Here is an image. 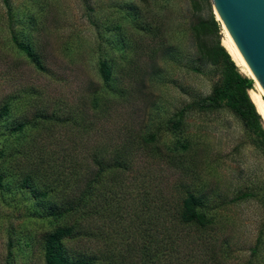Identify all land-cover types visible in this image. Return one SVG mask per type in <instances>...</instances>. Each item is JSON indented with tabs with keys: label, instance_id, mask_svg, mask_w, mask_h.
Wrapping results in <instances>:
<instances>
[{
	"label": "rangeland",
	"instance_id": "obj_1",
	"mask_svg": "<svg viewBox=\"0 0 264 264\" xmlns=\"http://www.w3.org/2000/svg\"><path fill=\"white\" fill-rule=\"evenodd\" d=\"M9 1L12 7L10 12L16 13L17 17H24L26 14L35 15L40 31L38 35L41 36L39 40L46 45L44 55L48 60L49 72L46 74L36 71L10 42V28L15 22L10 21L8 7L4 0H0V106L4 99L15 97L19 99L15 104L17 108L24 96L37 97L34 90L26 94L30 90L27 87L33 86L40 93L42 100H37L33 107H31L33 102L30 103L28 109H36L35 111L41 113L40 117L44 114L48 115L54 105L59 106L58 111L61 113H66L69 108H79L82 95H87L89 90L101 83L97 71L100 44L101 51L108 49L109 45H116V50H109L108 54L118 59L115 64L120 65L121 72L128 69L124 65L129 64L136 50L122 57L118 52L120 50L118 45L123 43L129 48L132 44L135 45L133 39H139L141 34L137 32L135 26L132 27V23L120 24L121 28L115 30V25L122 22L121 10L127 0ZM130 1L133 3L131 5L137 4L142 8L149 2L153 5L148 7L151 11L149 20L156 18L155 21L161 31L159 40L162 46L166 49L172 48L174 51L176 49L177 59L179 58L174 65L164 66L161 61L159 65L169 72L171 78L177 79V85L169 84L168 87L159 88L153 94H149L150 96L146 94V99L161 104L159 113L151 112L149 108H147L149 110L145 108L139 110L138 107H142L139 102L133 105L135 109H130V105L117 104L118 109L113 107L107 118L87 117V124H90L91 128H88L85 134H81V130L72 133L68 125H59L51 134L50 128H46L45 133L30 130L29 127H26L24 133L18 131L6 133L5 129L0 127V150L5 149L3 157H0V167L14 174H34V187L49 194L50 204L47 206L56 205L62 210L77 202L81 184L73 185L70 182L72 169L68 158L71 155L76 154L80 157L82 154L94 153L101 145L112 143L111 141L119 145L121 139H116L114 135L126 122L127 125L134 124L144 129L145 127L157 129L158 123L163 121V126L159 127L162 130L158 143V149L163 150L161 147L163 142H169L172 137L169 129L165 127L168 118L185 104L184 101H189L190 97L207 96L213 86L221 81V67L218 65L206 64L202 66L200 72H193L186 65L196 53L190 30L191 22L198 16L210 17L211 14L216 20L210 0L208 2L200 0L199 5H195L193 0ZM216 21L218 22L216 38L227 49L225 30L219 20ZM13 27L16 28V25ZM121 29L123 30L120 32ZM119 38H124L125 43L115 41ZM143 40L149 43L146 38ZM237 68L243 75L253 80L249 94L251 91L259 94L256 80L251 74L244 72L238 65ZM123 78L127 77L123 76ZM124 81L127 84L128 79ZM120 109L119 116L117 110ZM87 110L91 116V107L89 106ZM35 114L33 110L28 111L27 119L31 120ZM186 119L189 126L185 135L191 142L196 143V146L198 145L199 153L208 151L219 159L216 171L221 180L220 191L224 194L226 191L229 193L230 187L232 189L240 177L246 180L253 179L257 185L264 186V152L255 148L251 135L232 111L228 108L204 112L192 111ZM262 123L264 126L263 119ZM18 135L20 138L24 137L32 146L22 149L16 143ZM28 149L31 151L28 152ZM20 152H26V157ZM151 155L152 153L142 155L139 160L137 158L135 165L132 162L133 169L145 180L149 176L161 178L158 182L162 186H167L166 189L164 188V193L171 197L169 203H174L176 206L175 201L179 196L176 186L181 182L192 180L191 169L185 171L181 166L176 165L169 167L167 160L160 161L158 158L160 156ZM42 157L45 158L44 164L41 161ZM188 158H191L190 154ZM149 168L154 169L148 174L146 170ZM52 170L57 172H51ZM204 176H207L205 172ZM62 180L68 181L69 186L63 188ZM52 181L55 187L53 184L51 186ZM55 189L57 190L54 191ZM129 191L128 200L136 195V191L132 189ZM228 196L230 197V194ZM43 201L41 194L36 198L25 189L3 194L0 192V264H44L42 235L55 229L57 225L74 228L73 236L67 237L64 241L68 252L95 254L103 264L109 249L115 254L117 248L120 251L123 249L122 253L126 256L124 264H140L139 258L143 254L140 251H134L131 255L124 252L125 245L120 242L128 243L133 239L136 242L139 236L135 227L138 226L139 229V225L149 222L161 224L165 228L164 231L161 229L156 233L162 240L161 246L157 250L154 246L149 249L150 253L154 254L156 264H248L249 260H253L255 264H264V227H261L260 223L262 208L259 200L254 198L220 209L218 211L222 216L220 223L204 235L206 242L200 240L202 243L200 245L193 242L197 235L188 234V231L183 233L184 240L177 242V232L174 230L172 217L167 216L166 207L161 204L156 203L152 207L130 205L120 208L118 214L104 213L106 218L93 209H90L91 215L90 211L79 209L56 219L48 212H42L36 205ZM86 220H90L91 230L88 229L90 225L85 222ZM103 221H106V227L108 226L105 227V231L101 230L104 229ZM220 224L223 225L222 229ZM28 233L36 238L34 243L26 238ZM259 236L263 245L254 257L251 255V249ZM208 237L214 239L213 243ZM10 241L12 246H8ZM225 241L228 242L229 247L223 250ZM211 243L216 245L213 252L206 248Z\"/></svg>",
	"mask_w": 264,
	"mask_h": 264
},
{
	"label": "trees",
	"instance_id": "obj_2",
	"mask_svg": "<svg viewBox=\"0 0 264 264\" xmlns=\"http://www.w3.org/2000/svg\"><path fill=\"white\" fill-rule=\"evenodd\" d=\"M203 1L208 2V0ZM4 3L8 7L10 21H14V25H16V28H14L12 23V28H10V42L16 46L36 71L47 74L49 72L47 67L48 60L44 55L46 45L39 40L41 36L38 35L40 31L35 15L26 14L24 17H17L16 13L10 12L12 10L10 1L4 0ZM193 3L199 5L200 0H193ZM131 4L133 3L130 0L123 4L121 10L122 22L115 25V30H117L121 28L120 24L132 23V27L135 26L134 28L141 34L139 39H133L135 45L132 44L129 48H126L123 43L118 45V49H120L118 52L122 57L136 50L135 53L133 52L134 54L132 60L128 62L129 64L127 66L126 64L124 65V67L128 68L126 71L121 72L120 65L116 66L115 64L118 59L108 54L109 50L115 51L117 46L109 45L108 49L101 51L102 46L100 44L98 47L100 48V54L98 55L97 71L101 83L89 90L87 95H82L79 108H69L66 113H61V111H58V105H54L55 107L53 106L52 108L49 106L52 111L48 115L44 114L41 117L39 116L41 113H38L33 108L32 110L36 112L34 117L38 118L32 116V119L29 120L27 119L29 118L27 116L28 111L32 110L28 109V106L33 102L31 106L33 107L37 100H42L41 96H39L40 93L36 91L35 87L31 86L27 87L30 90L26 94L32 93L34 90V93H37V97L24 96L17 108L15 104L19 99L15 97L4 99L1 102L0 127L5 129L6 133L9 131H12V133L15 131L24 133L26 127H29L30 130H38L39 133H45L46 128H50L51 134L59 125H68L69 129H72V133L75 130H81V134H85L87 129L91 128L90 124H87V117L107 118L113 107L118 109L119 106H116L117 104L130 105V109H135L136 107L133 105L139 102L142 104L141 108L138 107L139 110L149 108L151 112L159 113L161 110L159 105L161 104L155 100L146 99V94L150 96L149 94H153L159 88L168 87L169 84L177 85V79L171 78L169 72L160 67L159 61L164 66L168 64L174 65L177 60L179 61V58L177 59L178 52L176 49L174 51L172 48L166 49L162 46L159 40L161 31L155 21L156 18L152 21L149 20L151 11L148 7L153 6L151 2L143 8L137 4L136 6ZM213 16V14L210 17L198 16L191 22L190 30L193 34L196 53L194 57L187 61L186 65L193 72H200L202 66L206 64L218 65L221 67V81L213 86L207 96L202 98L190 97L189 101H184L185 104L180 109L175 110L168 118L165 127L169 129L172 137L169 142H163L161 146L163 150L158 149L159 134L160 130H162L159 127L163 126V121L158 123L157 129L147 127L144 129L134 124L127 125L126 122V124L121 125L116 130L114 135L116 139H121V142L118 143L119 145H115L111 141L112 143L101 145L94 153L82 154L80 157L75 154L68 158L69 166L72 169L70 171V182L73 185L81 184L77 202L72 205L62 210L58 209L56 205L47 206L50 204L48 200L49 194L47 191L41 192L34 187V174H14L1 167L0 192L3 194L25 189L36 198L40 197L41 194L44 201L36 205L41 208L42 212H48L56 219L76 212L79 209L90 211V215L92 213L90 209H93L97 214H102L106 218L104 213H108V215L110 213L112 215L118 214L120 208L129 207L130 205L152 207L156 203L161 204V206L166 207L167 216L172 217L173 227L175 232H177V242L184 240L183 233L188 231V234L197 235V238H193V242H196V245L202 244L200 240L206 242L204 235H207V232L220 223L222 217L218 214L220 209L230 204L234 205L254 198L259 200L262 208L260 223L261 227H264V186L257 185L253 179L246 180L240 177L234 187L232 189L230 187V192L226 191V194H224V192L220 191L221 180L216 171V167L219 165L218 157L208 151L199 153L198 145L196 146V143L191 142L185 135L187 126H189L186 118L190 112L228 108L239 118L248 134L251 135L255 148L264 152L262 118L249 97V90L253 86V80L238 70L228 51L221 45L220 40L216 38L218 22ZM144 38L149 43L144 42ZM115 41L125 43L124 38H119ZM68 48L71 50L69 46ZM63 51L65 52V50ZM123 76L127 78H123ZM125 79H128L127 84H125ZM35 97L36 100H34ZM86 98L88 100H85ZM89 106L91 107V116L88 114L89 110H87ZM43 110L47 111L46 109ZM120 113L121 109L117 110L119 116ZM19 136L16 138V143L22 149L32 146L27 143L24 137L20 138ZM4 150V148L0 150V157H3ZM29 151L31 150L28 149ZM20 153L26 157V152ZM150 153H152L151 156H160L158 157L160 161L167 160L169 167L176 165L177 167L181 166V169L185 171L191 169L192 180L181 182L176 186L179 195L175 201L176 206H174V203H169L171 197L166 196L167 194L164 193L167 186H162L158 182L161 178L149 176V180L148 178L145 180L133 169L132 162L135 165L137 158L139 160L142 155H149ZM188 154L191 155L190 159ZM41 161L44 164L45 158L42 157ZM153 169L149 168L146 171L149 174ZM51 172L57 171L52 170ZM204 172L207 175L206 177ZM61 182L63 188L69 186L68 181L62 180ZM50 184L53 186L54 181L50 182ZM131 189L137 193L135 192L136 195L133 199L128 200L127 194ZM228 194H230V197ZM89 221L86 220L85 222L90 225ZM102 223V228L104 229L101 230L105 231L107 223L106 221ZM220 225L222 229L223 225ZM91 227V225L88 226V229L91 230ZM135 229H137V235L139 236V239L136 238L138 241L136 240L135 242V239H133L128 243L120 242L125 245L124 252L131 255L134 251H140L143 254H140L142 258H139L140 264L143 262V257V264H156L153 258L154 254L150 253L149 249L154 246L157 250L161 246L162 240L158 238L156 233L161 229L164 231V226L149 222L139 225V229L136 226ZM73 231L74 228L72 226L57 225L55 229L42 235L41 247L44 264H102V261L95 254L88 252L73 253L66 250L64 241L67 237L73 236ZM26 238L32 243L36 240L29 233ZM208 238L213 243L214 239ZM190 243H192V240H190ZM212 243L206 247L211 252L216 248V245ZM262 245V238L259 236L255 246L251 249V255L255 257ZM8 246H12V241L8 242ZM227 247H229L228 242L224 245L223 250ZM109 250L103 264L125 263L126 256L122 253L123 249L120 251L116 248L115 254H117L116 257L118 258L113 257L115 254L111 249ZM147 254L148 256H146ZM248 264L255 263L253 260H249Z\"/></svg>",
	"mask_w": 264,
	"mask_h": 264
},
{
	"label": "water",
	"instance_id": "obj_3",
	"mask_svg": "<svg viewBox=\"0 0 264 264\" xmlns=\"http://www.w3.org/2000/svg\"><path fill=\"white\" fill-rule=\"evenodd\" d=\"M216 20L264 92V0H210Z\"/></svg>",
	"mask_w": 264,
	"mask_h": 264
},
{
	"label": "bare ground",
	"instance_id": "obj_4",
	"mask_svg": "<svg viewBox=\"0 0 264 264\" xmlns=\"http://www.w3.org/2000/svg\"><path fill=\"white\" fill-rule=\"evenodd\" d=\"M225 37H226V50L230 53V56L235 63L242 68V70L248 74H251L249 71L247 65L245 64L244 60L240 56L241 54L239 53L238 49L230 39L229 35L225 31ZM252 76V75H251ZM256 87L259 90V94L255 93V91H251L249 94L250 99L255 105V108L257 112L261 115V118L264 121V92L256 82Z\"/></svg>",
	"mask_w": 264,
	"mask_h": 264
}]
</instances>
